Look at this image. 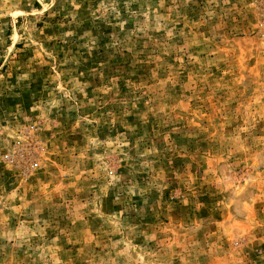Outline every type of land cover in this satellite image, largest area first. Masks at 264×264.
I'll return each mask as SVG.
<instances>
[{"label":"rangeland","instance_id":"obj_1","mask_svg":"<svg viewBox=\"0 0 264 264\" xmlns=\"http://www.w3.org/2000/svg\"><path fill=\"white\" fill-rule=\"evenodd\" d=\"M0 264H264V0H0Z\"/></svg>","mask_w":264,"mask_h":264}]
</instances>
